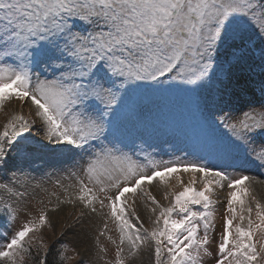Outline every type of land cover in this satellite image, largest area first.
<instances>
[{
	"label": "snow or ice",
	"instance_id": "1",
	"mask_svg": "<svg viewBox=\"0 0 264 264\" xmlns=\"http://www.w3.org/2000/svg\"><path fill=\"white\" fill-rule=\"evenodd\" d=\"M171 88L205 134L167 142L183 155L165 160L141 131L142 90ZM13 101L33 111L0 129V264H94L91 250L69 258L65 238L38 235L48 211L77 202L85 239L107 209L95 239L112 221L114 264L145 247L152 264H264V204L247 199L253 170L264 178V0H0V111ZM50 170L67 171L77 193L33 216L28 187ZM173 176L183 190L166 192L167 207L142 188ZM217 189L227 190L218 233ZM138 190L154 205L151 230L129 203Z\"/></svg>",
	"mask_w": 264,
	"mask_h": 264
},
{
	"label": "rangeland",
	"instance_id": "2",
	"mask_svg": "<svg viewBox=\"0 0 264 264\" xmlns=\"http://www.w3.org/2000/svg\"><path fill=\"white\" fill-rule=\"evenodd\" d=\"M32 111L33 109L31 107H22L18 101H13L12 103L7 104L6 108L3 111H0V129L3 128L4 124L13 113L22 112L25 116H30ZM181 179L184 184H187L189 176L187 174H181ZM36 184H40L41 187L37 189L35 187ZM68 185H73V187L66 191L65 189ZM169 185L170 187L166 188L160 181H154L151 185H142V188L154 196L161 205L167 207L170 205L172 197L169 195L166 199V192H179L183 190L175 176L171 178ZM195 186L198 190L203 187L199 182ZM56 187L61 188L55 189ZM252 189L256 193L253 195L257 196V198L264 203V186L254 183L252 184ZM216 192L219 193L218 189ZM28 193H30L31 196L24 210L30 211L33 216H38L41 208L52 209L57 207V196L63 200L69 195V193H72L74 197L77 193V189L75 187L74 179L68 176L67 171L50 170V175L34 176L31 185L28 187ZM41 200L43 203H40ZM134 201V207L139 211V214L137 215L143 222L144 227L151 230L154 227L153 220L155 219V216L151 213L150 209L154 205L151 204L150 200L142 196L139 190L134 197ZM129 203L132 205L133 202L130 201ZM81 211L82 205L78 202L75 205L59 204L56 211H48V217L52 227H45L38 235L42 236L44 242L49 245L55 243L58 239L65 238L66 242L69 243V251L66 252L65 255L69 258L76 255L71 251L73 247H76L81 254L86 253L87 250H91L93 252L92 259L94 264H114L116 245L112 244L107 239L108 236H111L118 242V231L112 221H108V230L106 231L105 236L100 237L98 243L95 239L97 232L103 228L105 219L104 212H107V209H104V212H98L93 217L90 226L87 229L88 234L86 239L80 235L81 230L77 228ZM23 219H25V217L21 216V220ZM133 223H135V220H133ZM74 229L76 230L77 235H67L65 237V233H71ZM101 248L106 249L107 251H100ZM126 254L127 245H125V255ZM106 257L109 258L110 261H108ZM79 259L80 257L69 259L68 264H78ZM127 264H152L151 249L148 247L143 248L138 258L135 261H127Z\"/></svg>",
	"mask_w": 264,
	"mask_h": 264
}]
</instances>
